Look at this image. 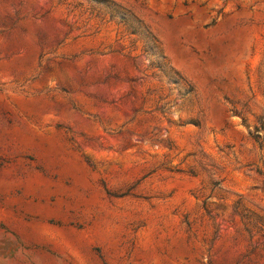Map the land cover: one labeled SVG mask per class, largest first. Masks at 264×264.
<instances>
[{"label": "rangeland", "instance_id": "rangeland-1", "mask_svg": "<svg viewBox=\"0 0 264 264\" xmlns=\"http://www.w3.org/2000/svg\"><path fill=\"white\" fill-rule=\"evenodd\" d=\"M0 264H264V0H0Z\"/></svg>", "mask_w": 264, "mask_h": 264}, {"label": "bare ground", "instance_id": "bare-ground-1", "mask_svg": "<svg viewBox=\"0 0 264 264\" xmlns=\"http://www.w3.org/2000/svg\"><path fill=\"white\" fill-rule=\"evenodd\" d=\"M41 236L44 237V236H46V234L45 233H42Z\"/></svg>", "mask_w": 264, "mask_h": 264}]
</instances>
